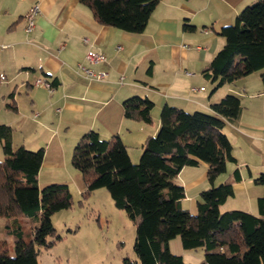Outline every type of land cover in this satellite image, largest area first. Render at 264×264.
<instances>
[{"label":"crops","instance_id":"1","mask_svg":"<svg viewBox=\"0 0 264 264\" xmlns=\"http://www.w3.org/2000/svg\"><path fill=\"white\" fill-rule=\"evenodd\" d=\"M254 1L161 0L146 29L133 34L99 24L78 0H0V125L12 128L14 148H44L39 187L66 183L69 175H77L73 149L89 130L103 138L118 134L137 163L145 139L161 127L163 107L211 112L212 104L236 94L242 112L224 128L236 160L227 163L215 185L238 170L241 180L233 183L234 194L222 210L258 214L257 201L264 188L254 179L264 172V70L216 89L203 74L225 44L220 29L233 24ZM36 4L41 11L34 30L27 32L26 17ZM204 28L210 32H203ZM90 50L104 53L107 59L91 64ZM79 64L108 76L90 79ZM37 78L51 81L53 92L35 86ZM192 87L205 89L194 92ZM135 95L154 102L151 124L125 116L123 102ZM4 157L0 143V160ZM207 170L201 162L185 166L177 176L186 191L181 204L190 212L197 211L200 194L211 185Z\"/></svg>","mask_w":264,"mask_h":264},{"label":"trees","instance_id":"2","mask_svg":"<svg viewBox=\"0 0 264 264\" xmlns=\"http://www.w3.org/2000/svg\"><path fill=\"white\" fill-rule=\"evenodd\" d=\"M89 7L101 25L128 33H142L161 0H78ZM185 28H192L185 24ZM219 34L225 44L203 74L214 89L264 70V0L245 6L235 22ZM264 84V72L261 74ZM154 102L135 95L124 100L127 118L153 122ZM241 98L227 94L212 104L211 112L165 106L161 127L143 143L139 162L117 134L103 138L96 130L85 132L76 143L72 163L84 181L87 197L106 187L114 204L125 210L137 225L134 251L140 264H187L182 254L170 249L179 236L184 249L204 250L196 264H264V193L258 198V214L243 209L222 210L234 194L233 183L241 180L235 170L223 183L216 178L235 161L233 146L224 131L242 112ZM0 218L4 233L15 236V255L9 243L0 239V264H39L40 248H50L62 237L53 224L54 213L73 205L68 184L52 183L40 188L38 174L44 148H14L12 128L0 125ZM207 164L210 187L200 194L196 213L181 204L186 191L177 181L185 166ZM254 181L264 188V172ZM21 217H27V231Z\"/></svg>","mask_w":264,"mask_h":264},{"label":"rangeland","instance_id":"3","mask_svg":"<svg viewBox=\"0 0 264 264\" xmlns=\"http://www.w3.org/2000/svg\"><path fill=\"white\" fill-rule=\"evenodd\" d=\"M75 171L77 175H69L66 181L73 197L72 207L52 216L57 233L62 238L50 248H40L39 264H140L134 251L136 223L125 210L114 204L106 187L84 197L82 175ZM39 184L42 185L43 181H38ZM27 220V217H21L26 234ZM4 222L5 219L0 218V239L8 241L10 255L14 256L15 236L4 233ZM170 249L182 254L187 264L199 263L204 258L202 248L184 249L179 236L170 241Z\"/></svg>","mask_w":264,"mask_h":264},{"label":"built area","instance_id":"4","mask_svg":"<svg viewBox=\"0 0 264 264\" xmlns=\"http://www.w3.org/2000/svg\"><path fill=\"white\" fill-rule=\"evenodd\" d=\"M41 11L40 5L36 4L32 7L31 11L27 14V26H26V31L27 32H32L34 30L35 27V18L36 15ZM205 33L210 32L209 29L204 28L202 30ZM106 55L100 51H95V50H90L87 53V60L91 63V64H99L102 63L106 60ZM79 67L85 72V74L87 75V77H89L90 79H103L106 76H108V73L105 71H94L91 68L87 67L84 64H79ZM34 85L35 86H43L45 88L48 89V91L53 92V90L55 89L53 83L45 78H37L34 81ZM199 89H205V87H192V91L196 92Z\"/></svg>","mask_w":264,"mask_h":264}]
</instances>
